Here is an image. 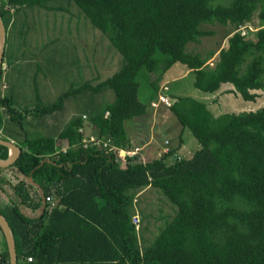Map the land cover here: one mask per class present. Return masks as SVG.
<instances>
[{
  "label": "trees",
  "instance_id": "trees-1",
  "mask_svg": "<svg viewBox=\"0 0 264 264\" xmlns=\"http://www.w3.org/2000/svg\"><path fill=\"white\" fill-rule=\"evenodd\" d=\"M52 1L0 0L6 34L10 12L46 8ZM69 1L106 35L124 64L96 86L87 82L31 112L18 111L12 96L3 94L7 86L1 70L0 138L14 140L21 149L8 169L32 177L44 196L52 198L35 217L23 209L34 213L42 200L25 179L15 185L16 198H0V213L14 235L17 264H264V106L214 116L204 103L169 96L168 110L182 133L188 129L199 143L190 158L178 159L181 147L169 146L167 154L147 162L140 156L128 158L122 167L114 153L82 148L79 133L84 128L132 148L125 129L130 109H153L139 104L141 83L150 86L152 103L164 92L163 85L158 93L161 76L175 64L194 74L193 85L202 92L231 84L244 101L255 102V92H264V0ZM255 14L258 26L242 36L238 27L250 26ZM214 23L235 30L210 65L215 52L202 58L187 52L186 46L212 35L203 26ZM107 88L114 103L74 116L54 138H30L24 129L29 116L53 115L72 96ZM183 143L181 137L180 146ZM63 147L67 152L57 153ZM8 154L0 145V159ZM146 188L159 190L176 208L172 220L151 240L144 235L145 227L137 230L132 222L133 200ZM0 233V264H10Z\"/></svg>",
  "mask_w": 264,
  "mask_h": 264
},
{
  "label": "rangeland",
  "instance_id": "rangeland-1",
  "mask_svg": "<svg viewBox=\"0 0 264 264\" xmlns=\"http://www.w3.org/2000/svg\"><path fill=\"white\" fill-rule=\"evenodd\" d=\"M227 1L218 0V3ZM250 25L255 31L258 26L256 14ZM203 29L211 31L212 35L201 38L199 43H188L186 51L202 58L215 52L208 61L212 65L217 60L218 51L227 47V39L235 29L218 23L204 25ZM3 60L1 80L4 87L7 86L3 94L12 96L13 106L20 112L52 105L62 94L87 82L96 86L124 64L122 56L111 46L106 35L97 30L69 0L52 1L46 8L31 7L21 12H10ZM194 80V74L186 66L175 64L161 76L158 93L163 85H167L168 97L192 98L206 104L214 116L256 111L264 106L262 91L255 92L258 94L255 102H247L236 93H226L228 90L225 88L234 90L231 84H223L214 93H205L194 87ZM152 97L150 86L142 82L139 104L150 107ZM114 100L115 96L108 88L99 94L85 92L72 96L65 101L63 109L53 115L40 118L29 116L23 122L24 129L30 138H54L74 116L84 111L91 113L93 108L100 110ZM125 129L133 146L149 137L146 143L137 145L145 162L158 157L154 150H162L166 140L173 148L181 147L178 154L183 158H190L199 149V143L191 132L185 129L182 133L181 126L166 107L142 109L140 112L130 109ZM1 137L7 139L6 136ZM181 137L184 140L182 146ZM137 209L139 227H145L144 235L148 240L155 238L176 214V208L154 188L139 192ZM3 249L0 233V251Z\"/></svg>",
  "mask_w": 264,
  "mask_h": 264
},
{
  "label": "built area",
  "instance_id": "built-area-1",
  "mask_svg": "<svg viewBox=\"0 0 264 264\" xmlns=\"http://www.w3.org/2000/svg\"><path fill=\"white\" fill-rule=\"evenodd\" d=\"M247 30L253 31L254 29L251 27V25L250 26H239L237 29V31L240 32L242 36H245L247 34ZM162 89L164 92H161L158 95V98L156 99V101H152L151 108L156 109L159 106L169 108L171 106L172 102L170 98L165 94L166 91H168L167 85H164ZM105 116H108V113H106ZM79 133L83 134L82 142H81L82 148L88 149V148L94 147L98 150L103 151L106 154L114 153L117 162H119V164L122 167H125V165L127 164L128 158H134L136 156H140L142 160V156L139 154V152L141 151V148L137 145L132 146V148L121 147L119 145H116L115 141L111 137L100 138L95 133L88 134L87 132H85L84 128H80ZM67 150H68V147H63L60 150H58L57 153L58 152L66 153ZM168 152H169V142L166 140L164 143V147L162 148L158 156L160 157L161 155L167 154ZM180 158L181 156L179 155L178 159ZM142 161L145 162L144 160ZM138 197H139V193H137V195L135 196L133 200L135 213H134L133 220H132L137 230L139 229V223H140V218L138 215L139 211L137 209ZM45 202L52 203V198L45 197ZM28 261L30 262L32 261V259L29 258Z\"/></svg>",
  "mask_w": 264,
  "mask_h": 264
},
{
  "label": "water",
  "instance_id": "water-1",
  "mask_svg": "<svg viewBox=\"0 0 264 264\" xmlns=\"http://www.w3.org/2000/svg\"><path fill=\"white\" fill-rule=\"evenodd\" d=\"M5 44H6V30L0 14V76L3 67L2 61L5 51ZM0 145L6 147L9 150L8 157L6 159H0V169L5 170L16 162V160L20 156L21 149L12 141L3 140L1 138H0ZM22 178L38 189L39 195L42 200V207H41V213H42L45 209V204H46L43 190L41 189L40 186L34 184L32 177H25L22 175ZM0 230L6 242L7 250L9 253V263L17 264L14 235L7 219L1 213H0Z\"/></svg>",
  "mask_w": 264,
  "mask_h": 264
},
{
  "label": "crops",
  "instance_id": "crops-1",
  "mask_svg": "<svg viewBox=\"0 0 264 264\" xmlns=\"http://www.w3.org/2000/svg\"><path fill=\"white\" fill-rule=\"evenodd\" d=\"M224 90H228L226 92L227 94H230V93H234L235 94V92L233 91V89L225 88ZM6 140H10L14 144L17 145V143L14 140L10 139V138H7ZM154 151L157 153V156H158V154L160 153L161 150H160V148H157ZM0 179L4 180L6 182V183H0V198H4L6 200L16 198L15 185L18 183L19 180H22L23 179L22 178V175L20 173H18L16 170L13 171V170L8 169V168L5 169V170L0 169ZM32 180H33L34 184H36V185H38V186L41 187V185L39 183H37L33 178H32ZM27 183H29V182H27ZM33 188L39 194L38 189L35 186H33ZM41 189L43 190L42 187H41ZM43 192H44V190H43ZM47 204L48 203L45 204V208H46V205ZM23 212L26 215L30 216V217H35L36 215L39 216V215H41L43 213V212L41 213V208L38 211L34 212V213L32 211H30L29 209H23Z\"/></svg>",
  "mask_w": 264,
  "mask_h": 264
}]
</instances>
